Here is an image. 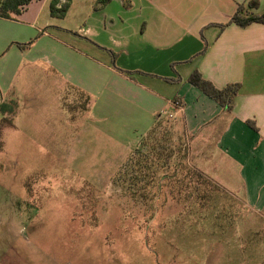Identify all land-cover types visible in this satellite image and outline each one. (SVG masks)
I'll use <instances>...</instances> for the list:
<instances>
[{"label": "rangeland", "instance_id": "1", "mask_svg": "<svg viewBox=\"0 0 264 264\" xmlns=\"http://www.w3.org/2000/svg\"><path fill=\"white\" fill-rule=\"evenodd\" d=\"M77 9L75 1L66 19L51 20L79 33L84 16ZM37 41L12 50L0 43V103L13 99L19 110L3 129L0 152V264H264V209L247 205L232 162L209 154L218 160L209 181L219 192L202 206L190 190L169 184L158 197L157 187H148L146 198L130 181L146 138L135 143L146 129L143 113L102 111L104 103L78 119L85 100L56 77L53 60L30 62L31 55L53 56ZM162 121L174 147L183 141L187 165L200 169L192 157L198 142L186 137L182 116L167 113Z\"/></svg>", "mask_w": 264, "mask_h": 264}, {"label": "crops", "instance_id": "2", "mask_svg": "<svg viewBox=\"0 0 264 264\" xmlns=\"http://www.w3.org/2000/svg\"><path fill=\"white\" fill-rule=\"evenodd\" d=\"M53 1L33 0L14 19L0 17V43L10 44L12 50L38 40L43 52L54 57L31 55L30 62L52 59L56 77L71 92L95 98L78 119L104 103L107 107L102 111L143 113L146 129L135 143L147 136L157 115L180 114L186 137L198 142L196 155H191L198 170L209 178L210 171L218 170L219 157L232 162L247 205L264 209V25L220 27L230 21L239 4L255 1L258 6L251 11L264 14V0H60L59 9L69 4L63 20L72 13L75 1L78 9L73 12L84 16L77 25L79 33L72 34L69 25L52 22L60 19L51 15ZM55 30L65 33L59 36ZM88 54L97 59H88ZM108 61L118 67L103 65ZM196 70L219 89L241 85L231 111L188 82ZM178 75L180 83L168 81ZM169 86L178 87L177 94L165 97L162 92ZM102 95L111 98L101 100ZM132 95L133 99L127 97ZM116 96L121 100L115 102ZM113 102L120 108L113 109ZM209 154L218 160H211Z\"/></svg>", "mask_w": 264, "mask_h": 264}, {"label": "trees", "instance_id": "3", "mask_svg": "<svg viewBox=\"0 0 264 264\" xmlns=\"http://www.w3.org/2000/svg\"><path fill=\"white\" fill-rule=\"evenodd\" d=\"M33 0H0V17L4 19H14L20 15L25 7H27ZM106 3L108 0H101ZM60 0H54L51 4V15L63 19L69 9V4H64L60 9L57 8ZM255 1L249 4H239L236 13L231 17L227 24L221 25V29L236 24L240 27H248L254 23L264 25V14L259 15L251 11L257 7ZM31 44V43H30ZM30 44H19L21 49L27 48ZM174 83H180L182 78L178 75L174 79H168ZM188 82L200 89L205 95L216 101L223 107L224 110L231 111L234 99L239 94L241 89L240 84H229L223 89L217 88L212 82L204 79L202 75L196 70L188 78ZM84 108L88 111L91 108L92 98L85 97ZM175 102L179 99L174 98ZM18 110V103L15 100L3 102L0 105V111L3 113L4 118L0 122V152L4 150L3 129L8 125L13 126L12 116ZM7 115V116H6ZM10 116V117H9ZM171 119L166 120V125L170 124ZM161 122V115L155 117V124L143 140L142 145L135 152L137 158L133 159L132 172L130 178L132 186L137 187V190L147 192L144 196L149 197L150 190L148 187L154 186L158 189V194L165 184H169L181 193L182 188L190 190L189 197L195 196L196 200L201 203L205 202L208 198H214L219 192L218 186L202 172L196 168L189 167L186 163L187 154L183 147V141H179L177 146L172 145L169 128L163 127ZM170 127V125H169ZM255 128V125L253 124ZM256 129V128H255ZM173 162L176 164L172 174L169 173ZM144 192V193H145ZM202 206V205H201Z\"/></svg>", "mask_w": 264, "mask_h": 264}]
</instances>
